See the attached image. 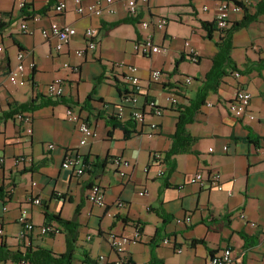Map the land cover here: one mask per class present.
Segmentation results:
<instances>
[{"label": "crops", "instance_id": "crops-1", "mask_svg": "<svg viewBox=\"0 0 264 264\" xmlns=\"http://www.w3.org/2000/svg\"><path fill=\"white\" fill-rule=\"evenodd\" d=\"M58 1L0 0V22L5 24L0 31V114L12 104L49 101L22 112L30 116L29 123L15 116L0 120V186L10 192L9 199L0 200V244L10 252L36 247L50 249L52 255L64 252L66 231L55 219L46 218L48 213L78 224L73 264L86 259L114 264L121 255L110 248L109 235L131 237L135 226L139 240L126 243L122 254L133 264H148L152 254L163 264H208L210 256L224 247L232 250L240 264H264V69H254L259 59L264 60V14L233 35L232 58L243 71L238 77L232 72L224 76L187 124V131L196 138L194 152L175 155L174 168L165 164L164 174L158 177L153 154L163 156L170 147L176 106L195 96L216 52L217 33L207 37L201 22H214L217 6L224 0H147L139 5L137 17L128 14L126 0H81L84 5L100 6V15L77 14L73 0H65V10L56 13ZM228 1L240 2L252 12L258 0ZM24 4L31 14L21 12ZM227 12L228 21L243 15L241 8ZM126 18L132 22L108 28ZM156 18L165 19L162 31L154 26L140 29V20ZM23 20L31 34L21 31ZM52 20L76 29L60 50L55 48V38L42 35ZM88 27L96 31L97 46L76 54L85 48L83 31ZM149 32L160 52L145 56L134 52L133 42ZM184 41L198 50L197 62L184 52ZM18 52L23 53V69L12 84L9 73L18 63ZM130 65L137 67L140 78L138 108L148 112L147 101L154 100L163 109L161 116L146 115L143 125L131 119V104L123 98L129 88L123 76ZM153 69L163 72L158 82L149 79ZM186 76L190 82H185ZM55 81L62 87L61 97L75 103L72 110L95 130L96 135L84 144L79 143L82 134L76 124L66 117V103H52L59 98L46 92V86ZM94 84L89 109H81ZM238 87L251 93L249 111L254 119L229 111L228 101ZM168 95L177 103L167 101ZM121 105L118 121L132 130L127 138L122 129L105 123L107 115H114ZM149 122L157 125L151 136ZM66 154L79 160L75 169L82 168V174L62 167ZM115 157L128 161V166L120 168L123 176L112 164ZM197 171L207 177L218 171L222 189L191 183ZM93 184L102 190V205L87 199ZM142 189L146 193L141 195ZM30 197H38L40 204L29 203ZM23 207L35 226L52 223L58 232L41 235L34 230L29 239L19 237ZM186 216L191 217L189 222H176ZM166 238L168 243L163 242Z\"/></svg>", "mask_w": 264, "mask_h": 264}, {"label": "built area", "instance_id": "built-area-1", "mask_svg": "<svg viewBox=\"0 0 264 264\" xmlns=\"http://www.w3.org/2000/svg\"><path fill=\"white\" fill-rule=\"evenodd\" d=\"M147 0H126V7L128 14L132 17H137L139 5L145 3ZM74 2V10L77 14H94V15H100L101 13V7L95 4H87L84 5L81 0H73ZM107 3L111 2V0H106ZM66 8V2L65 0H59L56 5H54V10L56 13H61ZM206 7H204L205 9ZM218 13L216 15V26L218 28H224L228 24L227 19V11L233 10L238 11L240 10V7L233 2H230L228 0H224L219 2L218 6ZM138 25L140 29L147 30L150 26H154L156 29L162 31L165 27V19L163 18H156L152 21L149 20H140L138 22ZM20 29L24 33H32V30L29 29L26 22L23 20L20 23ZM76 32V29L74 27L60 24L56 20H52L49 23L48 28L42 30V35L45 38L53 37L56 39V45L55 48L57 50L62 49L64 44L68 41V39L74 35ZM84 37H85V48L76 50V54H83L84 49H90L93 50L97 46V40H96V31L93 28H86L83 31ZM184 52L191 61L197 62L199 52L196 48H194L189 41H184ZM133 51L136 53H139L141 55H150L154 53H158L161 50V47L159 44L155 43L152 34L149 32L147 34L142 35L140 38L136 39L133 42L132 45ZM1 50V47H0ZM22 57L23 53L18 52L16 55V59L18 61L16 67L12 69L9 73L10 81L12 84H15L17 82L16 75L18 72L22 71L23 69V63H22ZM127 73L123 77V83L128 85L129 88L124 94V102H128L131 104V119L135 121L137 125H143L145 123V116L148 114L154 115V116H161L163 114V109L160 107L156 101L149 100L147 101V107L148 112L143 111L142 109H139L137 106V98L138 93L140 90V78L137 75V67L134 65H130L127 68ZM236 77L239 76L238 71L232 72ZM162 70L161 69H153L150 72L149 79L152 82H158L162 77ZM185 82H190L191 77L186 76L184 78ZM46 92L50 96H56L59 97L62 95V87L59 85L58 81L51 82L46 86ZM251 93L244 89L243 87H238L236 89V92L232 99L228 101L227 107L229 111L236 117H242L244 115H248L250 119H254L255 116L249 111V103H250ZM167 101H169L171 104H176L177 99L173 96L168 95L166 97ZM123 105L118 106L117 111L114 113L115 117L118 119L121 118ZM66 117L68 120L74 122L82 134V138L80 139L79 143L84 144L86 142V139L88 137H93L96 135L95 130L88 125V123L81 117L77 112L73 111L71 107H67L65 110ZM15 117L19 118L20 120H23L24 122L29 123L30 122V116L28 114H23L22 112L17 113ZM149 133L148 136L153 135L156 132L157 125L154 122H149ZM29 133L31 132V129L28 128L27 130ZM51 146V145H50ZM211 150V149H210ZM157 164L155 174L156 176L160 177L164 174V165L165 163L162 161L163 156L159 153H154L152 157ZM1 163V159H0ZM79 163V160L76 158L71 157L69 154H66L63 161H62V167L66 169L75 170L76 174H82L83 169L78 168L75 169L77 164ZM112 164L117 167L119 170V174L121 176L125 175V172L123 169H120L121 167L128 166V161L121 159L120 157H115L112 159ZM145 170H148V167L145 168ZM190 182L194 184H198L200 186H203L204 183H207L209 187H214L216 189H222L221 185V175L218 171L210 172V174L205 176L202 171H197L193 174V176L190 178ZM146 190L142 189L139 191V194H145ZM87 199L95 203L97 205H102L104 203L103 201V194L100 186L98 184H93L90 186L87 194ZM28 202L31 204H40V199L37 198H28ZM118 206H121L122 203L118 202ZM239 216L241 218H244V213H240ZM191 217L186 216L182 219H176L177 223H187L189 222ZM19 223L22 225V229L20 230L18 236L19 237H27L30 238V233L34 232L36 230L41 235H47V234H53L58 232L59 227L55 226L52 223H45L39 226H35L32 221L30 220V213L26 207L21 208L19 217H18ZM3 231L0 226V235H2ZM140 237V230L138 226H135L133 234L131 237L123 236V235H115L111 234L108 238V244L113 251H115L117 254L121 255L120 258H118L114 264H133L130 262L127 258H124L122 256L124 252V245L129 242H137ZM164 243H168L169 239L166 238L163 240ZM180 251V250H177ZM102 258V257H101ZM19 264H29L27 260H20L18 262ZM4 264H11V261H6ZM208 264H240L237 259L233 256L232 250L229 247H224L223 249L219 250L216 253H213L209 258Z\"/></svg>", "mask_w": 264, "mask_h": 264}, {"label": "trees", "instance_id": "trees-1", "mask_svg": "<svg viewBox=\"0 0 264 264\" xmlns=\"http://www.w3.org/2000/svg\"><path fill=\"white\" fill-rule=\"evenodd\" d=\"M243 11L242 17L237 21H228L227 26L224 28H218L216 22H207L202 21L201 25L206 30V36L212 38V33L216 32V52L211 57V65L204 75L202 84L197 89L195 96L191 99H188L186 103H182L176 106L177 116L175 123V130L171 135V144L170 147L163 154V162L169 164V169L174 168L173 157L177 154L190 153L194 152L192 150V145L196 141V138L191 136L187 131L186 126L192 122L194 114L196 111L204 104L205 98L209 92H215L218 88L219 83L222 78L233 71L242 72L237 68V65L232 58V50L234 49L233 44V35L235 32L247 27L252 22L256 21L257 18L264 14V0H258L254 5H252L253 11L250 12L246 7H244L240 2H235ZM21 12L25 15H29L32 12L28 10L26 5H22ZM132 22V18L122 19L108 25V28H112L121 23ZM5 26L4 23L0 22V31ZM183 60V54L181 57L175 60L174 70H177V65L180 61ZM255 70L259 71L264 69V60L259 59L254 67ZM244 70H247L245 68ZM100 79H96L95 82H99ZM118 84L119 81L116 80ZM116 84V89L120 91L119 85ZM95 84L90 91V93L85 97L81 103L80 108L86 109L88 107V102L92 100L93 94H95ZM56 101L52 102H63L66 103L68 107L75 105L69 101H65L61 96L58 97ZM35 99L12 104L9 106L7 111H4L0 114V120H6L7 118H13L17 113L33 110L36 107L41 106L42 104L49 103V101H44L42 103L34 104ZM77 105V103H76ZM117 120V121H116ZM119 119L112 114L107 115L105 118L106 125L112 127H119L124 133V137H128L130 131L127 128L126 123L118 121ZM133 120V119H132ZM134 121V120H133ZM135 123V121H134ZM10 197V192L4 190L0 186V200L6 201ZM46 218L55 219L66 231L65 234V250L64 252L58 255H52V251L43 247H36L35 249H27L24 252L19 250L15 252H10L9 250L4 249L3 243L0 244V261H6L8 259L19 262L20 260H27L29 264H73L75 253H76V241H77V227L78 224L74 220H66L60 218L59 216H50L48 213H45ZM192 242H197L193 240ZM81 264H97L94 260L86 259L82 260ZM148 264H163V261L157 258L154 254L151 255L150 261Z\"/></svg>", "mask_w": 264, "mask_h": 264}]
</instances>
